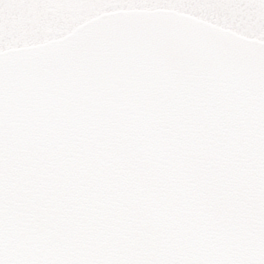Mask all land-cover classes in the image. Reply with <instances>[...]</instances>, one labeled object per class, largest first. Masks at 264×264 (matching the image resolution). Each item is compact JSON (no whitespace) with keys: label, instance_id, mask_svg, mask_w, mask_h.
Wrapping results in <instances>:
<instances>
[{"label":"snow or ice","instance_id":"obj_1","mask_svg":"<svg viewBox=\"0 0 264 264\" xmlns=\"http://www.w3.org/2000/svg\"><path fill=\"white\" fill-rule=\"evenodd\" d=\"M0 264H264V0H0Z\"/></svg>","mask_w":264,"mask_h":264}]
</instances>
